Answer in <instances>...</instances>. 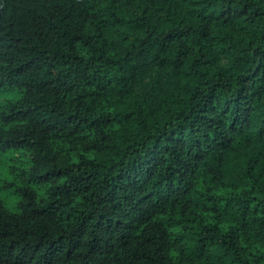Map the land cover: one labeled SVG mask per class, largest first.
Returning a JSON list of instances; mask_svg holds the SVG:
<instances>
[{
  "label": "trees",
  "instance_id": "1",
  "mask_svg": "<svg viewBox=\"0 0 264 264\" xmlns=\"http://www.w3.org/2000/svg\"><path fill=\"white\" fill-rule=\"evenodd\" d=\"M0 164V264H264V0H0Z\"/></svg>",
  "mask_w": 264,
  "mask_h": 264
},
{
  "label": "rangeland",
  "instance_id": "2",
  "mask_svg": "<svg viewBox=\"0 0 264 264\" xmlns=\"http://www.w3.org/2000/svg\"><path fill=\"white\" fill-rule=\"evenodd\" d=\"M13 94L8 95L9 98H11ZM4 97H7L5 94ZM8 177V175L4 172L1 164H0V179ZM0 201H2L6 207L9 209H13L15 202L17 201L16 195L14 193H11L5 189L0 190Z\"/></svg>",
  "mask_w": 264,
  "mask_h": 264
}]
</instances>
